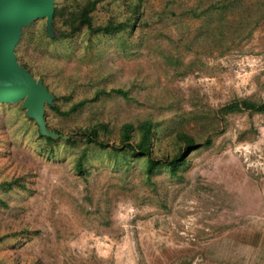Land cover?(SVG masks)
I'll use <instances>...</instances> for the list:
<instances>
[{
  "label": "rangeland",
  "instance_id": "1",
  "mask_svg": "<svg viewBox=\"0 0 264 264\" xmlns=\"http://www.w3.org/2000/svg\"><path fill=\"white\" fill-rule=\"evenodd\" d=\"M93 1L97 26L136 4L140 17L111 36L63 37L48 18L18 28L47 135L27 99L0 102V264H264V112L225 111L264 104V0ZM148 121L155 159L185 154L177 174L81 133L108 125L118 146Z\"/></svg>",
  "mask_w": 264,
  "mask_h": 264
},
{
  "label": "trees",
  "instance_id": "2",
  "mask_svg": "<svg viewBox=\"0 0 264 264\" xmlns=\"http://www.w3.org/2000/svg\"><path fill=\"white\" fill-rule=\"evenodd\" d=\"M97 8V2L89 0L84 4H76L72 11L67 8H54V15L52 20L55 24L62 23L64 28L63 37H71L79 31L86 29L88 32L94 35L102 34L105 36H111L119 33L129 31L134 28V22L140 17V6L136 4L133 8L132 18L125 22H114L110 21L107 24L97 26L94 22L93 14ZM62 34V35H63ZM104 93V92H103ZM118 94L125 95L122 91H117ZM99 96H97L98 99ZM86 102H81L72 108V111L77 110L80 107H84ZM54 111L59 115H69L68 113L61 112L57 107H53ZM225 111H249L251 113H262L264 112V104H255L246 100L237 101L227 106ZM136 132H139V139L136 137ZM83 135V141L85 144H94L101 147L102 149H112V151L123 152L124 154H132L133 157L145 156L148 160V171H155L162 163H167L172 173L177 174L180 168L185 164V154L177 155L173 160H157L153 157L152 145L154 139V125L152 122H144L139 129H136L134 125H125L119 134L118 146H110L104 137L112 135V131L109 130V126L105 124L93 126L89 129L81 131ZM49 144H54V140L51 138L46 139ZM193 141L188 138L186 141L187 147H193ZM82 172L83 167L79 166ZM21 184L20 180L8 183L7 185L11 188L14 185Z\"/></svg>",
  "mask_w": 264,
  "mask_h": 264
},
{
  "label": "water",
  "instance_id": "3",
  "mask_svg": "<svg viewBox=\"0 0 264 264\" xmlns=\"http://www.w3.org/2000/svg\"><path fill=\"white\" fill-rule=\"evenodd\" d=\"M53 15V0H0V102L27 99L25 107L44 135H47L43 115L48 92L18 65L14 49L20 26L36 19L52 20Z\"/></svg>",
  "mask_w": 264,
  "mask_h": 264
}]
</instances>
